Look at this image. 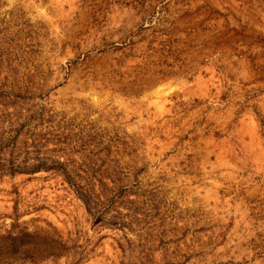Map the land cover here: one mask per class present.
<instances>
[{
	"label": "rangeland",
	"instance_id": "374dc122",
	"mask_svg": "<svg viewBox=\"0 0 264 264\" xmlns=\"http://www.w3.org/2000/svg\"><path fill=\"white\" fill-rule=\"evenodd\" d=\"M0 146V264H264V0H0Z\"/></svg>",
	"mask_w": 264,
	"mask_h": 264
},
{
	"label": "trees",
	"instance_id": "16d2710c",
	"mask_svg": "<svg viewBox=\"0 0 264 264\" xmlns=\"http://www.w3.org/2000/svg\"><path fill=\"white\" fill-rule=\"evenodd\" d=\"M16 149H18L16 147ZM13 149V152L14 150ZM16 150L15 152H17ZM0 152H1V146H0ZM12 151L9 152L8 157H2L0 155V173H9V174H15V173H35L40 170H47V168L43 166L42 162H32L30 163V158L28 153L24 152V156L22 160L19 158V154H13ZM18 153V152H17ZM2 162V163H1ZM23 165V166H20ZM62 174L65 177H69V173L66 171H63Z\"/></svg>",
	"mask_w": 264,
	"mask_h": 264
}]
</instances>
